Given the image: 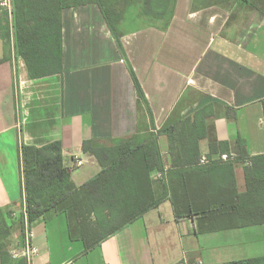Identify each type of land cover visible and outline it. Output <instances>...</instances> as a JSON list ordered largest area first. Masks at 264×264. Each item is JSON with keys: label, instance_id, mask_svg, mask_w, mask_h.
Instances as JSON below:
<instances>
[{"label": "crops", "instance_id": "obj_1", "mask_svg": "<svg viewBox=\"0 0 264 264\" xmlns=\"http://www.w3.org/2000/svg\"><path fill=\"white\" fill-rule=\"evenodd\" d=\"M236 6L176 0L166 28L127 32L123 52L97 5L65 9L63 72L31 79L19 54L14 0H0V209L22 208L23 145L60 141L64 165L81 186L101 171L84 152L85 141L109 144L156 133L174 116L206 109L213 115L202 158L211 141L228 143L237 156L239 138L249 156L264 155V15ZM159 144L168 169L167 138ZM75 155L83 167H75ZM235 173L245 192L244 165ZM29 228L39 251L33 264H264V225L199 233L196 220L175 219L168 200L87 252L69 235L63 214L50 212ZM8 241L12 256L21 251L13 264L25 259V230L16 225Z\"/></svg>", "mask_w": 264, "mask_h": 264}, {"label": "trees", "instance_id": "obj_2", "mask_svg": "<svg viewBox=\"0 0 264 264\" xmlns=\"http://www.w3.org/2000/svg\"><path fill=\"white\" fill-rule=\"evenodd\" d=\"M243 2L264 15V0H218ZM176 0H14L19 54L31 79L63 72V10L97 5L123 52L122 37L147 27L166 28ZM140 98L144 92L130 66ZM212 112L201 109L194 116L170 118L156 133L137 135L101 144L87 140L83 150L96 158L101 171L81 186L64 165L60 141L43 147H21L24 186L23 205L29 222L50 212L65 215L69 235L90 251L126 226L170 201L175 219H194L199 233L264 225V155L249 156L246 143L238 139L237 156L228 143L211 141L208 163L202 164L201 142L208 139L207 119ZM168 140L170 167L159 144ZM228 160H222V155ZM244 165L245 192L236 178V165ZM162 178L154 180V175ZM161 186V190L159 189ZM11 211L0 209V262L13 264L6 226ZM23 228L24 215L16 222ZM254 260L228 264H253ZM16 264H27L26 259Z\"/></svg>", "mask_w": 264, "mask_h": 264}, {"label": "built area", "instance_id": "obj_3", "mask_svg": "<svg viewBox=\"0 0 264 264\" xmlns=\"http://www.w3.org/2000/svg\"><path fill=\"white\" fill-rule=\"evenodd\" d=\"M222 160H228V156L225 154V155H222ZM74 163H75V167L76 168H80V167H83L84 164H85V161L75 155L74 156ZM201 163L202 164H207L208 161L206 158H202L201 160ZM158 178H162V175L161 174H157V179ZM22 215H24V226H23V229L25 230V246H24V249L22 251V256L26 259L27 261V264H33V260H34V257L38 254V248L35 247L33 244H32V239H33V233L31 231V229L29 228V219H28V216H27V212L25 209H21V212H20ZM16 213H14V217H16ZM21 255V251H16V252H13V256L14 257H18Z\"/></svg>", "mask_w": 264, "mask_h": 264}, {"label": "rangeland", "instance_id": "obj_4", "mask_svg": "<svg viewBox=\"0 0 264 264\" xmlns=\"http://www.w3.org/2000/svg\"><path fill=\"white\" fill-rule=\"evenodd\" d=\"M237 6H236V11L238 12H246L247 9H244L245 8V4L243 2H237L235 3ZM248 7V6H247ZM249 9H251V7H248ZM154 180H157L154 179ZM11 211V216H10V219H6V226L7 227H11L12 230H14L16 228V222L19 220V218L21 217V209L20 210H17V211H13V210H9ZM14 213H16V217H14ZM4 223H1L0 226H3ZM5 225V224H4Z\"/></svg>", "mask_w": 264, "mask_h": 264}]
</instances>
